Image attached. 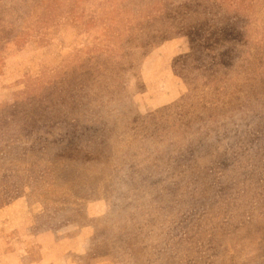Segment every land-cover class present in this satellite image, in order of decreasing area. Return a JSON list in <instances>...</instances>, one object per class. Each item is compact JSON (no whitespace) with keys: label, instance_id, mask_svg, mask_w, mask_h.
<instances>
[{"label":"rangeland","instance_id":"rangeland-1","mask_svg":"<svg viewBox=\"0 0 264 264\" xmlns=\"http://www.w3.org/2000/svg\"><path fill=\"white\" fill-rule=\"evenodd\" d=\"M0 264H264V0H0Z\"/></svg>","mask_w":264,"mask_h":264}]
</instances>
